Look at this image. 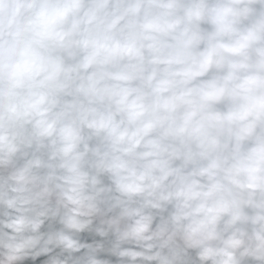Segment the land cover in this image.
I'll return each instance as SVG.
<instances>
[{
    "label": "clouds",
    "instance_id": "clouds-1",
    "mask_svg": "<svg viewBox=\"0 0 264 264\" xmlns=\"http://www.w3.org/2000/svg\"><path fill=\"white\" fill-rule=\"evenodd\" d=\"M0 264H264V0H0Z\"/></svg>",
    "mask_w": 264,
    "mask_h": 264
}]
</instances>
